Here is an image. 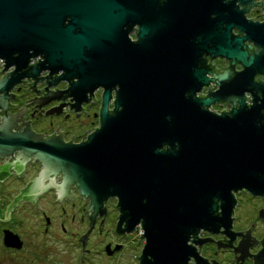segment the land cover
Instances as JSON below:
<instances>
[{"label": "water", "instance_id": "obj_1", "mask_svg": "<svg viewBox=\"0 0 264 264\" xmlns=\"http://www.w3.org/2000/svg\"><path fill=\"white\" fill-rule=\"evenodd\" d=\"M234 1L0 0V62H4L0 72L13 65L0 79V159L20 148L9 164L0 165V181L10 170L13 177L19 176L27 161L38 160L41 165L37 176L5 206L0 221L8 219V210L17 200L35 204V198L50 187L58 201L73 199L68 187L74 183L79 195L90 199L84 211L89 219L86 232L95 213L103 218L101 202L107 196L117 197L116 233L125 236L123 230L139 221L138 239L145 237V243L138 264H187L188 256L194 264H208L192 245L185 244L188 234L198 250L202 242L213 241L196 237L198 227L224 233L228 239L215 240V247H232L235 264H241L245 256L252 258V264H264L263 236L255 254L247 251L256 241L249 236L252 222L244 234L229 230L232 218L228 216L235 203L230 190L244 187L251 195L264 196V81L253 79L259 74L264 78V20L251 22L242 15L251 6H259L264 13V0H237L236 5ZM231 27L236 34L230 33ZM132 29L135 41L126 37ZM253 46L259 51H253ZM37 54L41 61L34 59ZM215 55L228 60L221 72L213 69ZM206 58H213L212 63L205 64ZM234 63L242 69L234 71ZM43 69L48 73L35 78ZM204 72L213 77L207 78ZM28 76L32 82L25 83ZM74 77L77 80L72 81ZM42 78L47 86L64 79L66 89H35V81ZM18 81L39 94L28 99L35 102L33 111L59 99L44 115L63 113L61 106L68 103L61 100L67 95L72 96L69 101L73 99L69 108L84 113L79 102L95 101L91 90L102 86L99 128L79 144H70L73 136L62 143L58 126L42 139L41 133L29 131V120L23 122L21 117L28 103L14 114L5 112L6 105L16 106L7 99L17 95L6 90ZM208 81L218 88L209 92L208 86L205 95L195 97L194 91ZM114 84L113 109L107 111ZM243 91L249 92L250 105L243 101ZM222 101L226 106L232 103L230 111L216 115L206 110L209 102ZM23 124L21 132L9 130ZM57 172L60 182L54 183ZM218 226L224 230L218 231ZM86 232L77 240L81 251L87 252L83 250ZM234 234L241 236L235 247L231 245Z\"/></svg>", "mask_w": 264, "mask_h": 264}, {"label": "flooded vegetation", "instance_id": "obj_2", "mask_svg": "<svg viewBox=\"0 0 264 264\" xmlns=\"http://www.w3.org/2000/svg\"><path fill=\"white\" fill-rule=\"evenodd\" d=\"M263 3V0H254V2ZM237 0L234 1L236 5ZM258 5V3H256ZM240 4L237 5V9H240ZM245 19H250L251 22H262L264 20V13L259 6H251L247 9V12L242 13ZM63 23H66V20H63ZM132 28L137 30V25L133 24ZM134 29L127 31L126 37L129 41H135L136 36ZM231 34H236L237 30L233 27L230 28ZM243 33H241L242 35ZM244 44H249L252 46L250 41L244 40ZM253 51H259V48L252 47ZM249 52V51H248ZM203 57V54H201ZM207 57V55H204ZM33 57H29L28 60L32 64ZM34 59L42 60L37 54ZM214 59H217L213 65V69L222 71L223 66L226 67L228 60L226 57L221 56V59H218V55L214 56ZM213 58L208 61V58L205 59V64L212 63ZM4 62H0V70L3 67ZM239 63H234L233 70L239 71ZM13 70V65H9L6 69L0 72L1 77L9 71ZM48 73V69H43L38 71V75L35 78L40 76H45ZM57 75L61 73V69L56 71ZM204 76L207 78H212L213 76L204 72ZM9 75H6L8 78ZM26 76L20 78L21 81H24ZM29 81L25 83L32 82L30 76L27 77ZM253 79H258L259 81H264V78L259 75H254ZM45 78H42L41 81H35V89H41L47 86V83L44 82ZM72 81L77 80L76 77L71 78ZM21 81H18L12 85L11 88L6 90V93H12L17 95V97H11L7 99V102L10 105H16L15 107H8L6 105L5 112L14 114L23 104L25 106L24 112L21 114L23 117V122L29 120L28 126L29 131L33 133H41V138L43 139L46 136L51 135L55 128L58 126V131H63L61 133V141L65 143L70 140V137L73 136L70 140V144H79L80 141L86 140V136L94 131V128H99V116L98 109L100 108L101 94L103 87L96 85L91 90L92 97L95 99L91 100H81L78 104L79 107L83 108L84 113L81 109L74 110L73 107L69 108L68 104L73 103V99L70 101L68 99L72 98L71 95H67L61 100L63 103H68L61 106L63 113H50L44 115L43 113L48 110L50 107H54L58 104L59 99H51L50 101L39 106V111L34 110L35 102L30 103V100L34 97H39L38 93L34 91L26 90L28 86H25V83L21 84ZM214 82H217V79H214ZM67 82L64 79L58 80L54 85H48L47 90H63L66 89ZM214 85L212 87V85ZM208 86L211 88L209 92H213L218 88L216 84L211 81H208L207 85H200L199 91H194V96L205 95V92L208 89ZM55 88V89H54ZM114 90H117V85L114 84V89L109 90V98L106 101V110L111 111L113 109L114 99ZM41 93H45L43 90ZM2 92L0 91V95ZM85 98H88V92H84ZM242 95L246 97L243 99L246 105H250L251 96L248 91H243ZM248 98V99H247ZM27 100V101H25ZM232 103L227 102V106L224 101L209 102L206 106V110L209 112H214L216 115H219L221 110L230 111ZM235 105H238L235 102ZM120 107H118L119 109ZM202 108L205 109V106L202 105ZM249 109V106H246ZM32 113L30 117L29 113ZM39 112V116L36 115ZM74 114H77L76 116ZM3 116V111L0 107V122ZM10 120V117H8ZM16 125L19 124V120L15 121ZM23 125H19L18 129L11 127L9 130L11 132H21ZM89 129V130H88ZM88 130L82 135L84 131ZM57 135V132L54 133V136ZM20 148L13 149L10 154L1 156L0 165L9 164L16 153ZM11 156V157H10ZM33 157L32 153H29L28 158ZM41 165L38 164V160H33L32 163L27 161L24 165L23 171L20 172L19 176L13 177V171L10 170V167L7 170H10L6 177H3L0 181V220L4 219L5 206L10 203V201L20 193V188H23L25 184L36 177L38 174ZM57 176V177H56ZM61 176L60 172H57V175H54V183H59L60 180L58 177ZM43 183H47V180H44ZM241 190V191H240ZM237 189L235 192L230 190L232 197L235 201L232 204L231 215H229L230 227L229 230L232 232L242 231L241 234H244L243 230L249 228L251 222L252 225L249 228V236H252L256 241L251 245L247 246L248 254H255L257 252L260 243L258 240L263 236L264 237V196L254 194L251 195L249 190H244V187ZM68 191L72 193L74 198L69 197L65 199L62 197L60 201L56 199L55 189L50 187L47 188L44 192L40 193V196L35 198V204H31L30 201L19 199L16 201V205L12 206L11 210H8V219L0 221V246L3 249L5 254H0V264H3L4 260H7L6 264H46V247L50 244H61L63 247H66L67 250L73 252L74 257L72 259L73 263L76 261V264H138V256L140 251L143 248L145 243V237L138 239V236L141 234V229L139 226V221H136L132 226V229L123 230V235L121 232L116 233L114 231L115 223L117 221V215L119 211L114 205L117 203L116 196H107L104 202H101V207H103L105 213H102L98 216L97 213L94 214L92 225L88 229V217L86 216L85 209L89 205V198L82 197L79 195L78 187L72 183L68 187ZM87 198V199H86ZM65 199V200H64ZM86 199V202L84 203ZM60 202V203H59ZM89 211H92L90 207ZM219 207L216 208V212H219ZM101 219V225H98ZM123 220L121 221L120 227H123ZM218 231L224 230L222 226H218ZM86 232V237L83 243V250L81 251V241L77 239L81 234ZM190 236V237H189ZM192 234H188L185 244H190L194 247V251L199 257L206 258L208 264H235L233 259L232 247L224 245L215 247V240L222 239L224 233L222 232H211L203 230L202 227H198V230L195 233L196 237L205 238L210 237L213 241L202 242L199 246L193 244L190 241ZM228 239L225 235L224 240ZM241 239V236L234 234V240H231V245L236 246L237 240ZM138 240V242H137ZM235 256L239 255V251L234 252ZM245 256L242 259L241 264H252V258ZM129 259V261H128ZM213 259L216 263H211ZM232 259V260H231ZM187 264H194L192 256H188L186 259Z\"/></svg>", "mask_w": 264, "mask_h": 264}, {"label": "rangeland", "instance_id": "obj_3", "mask_svg": "<svg viewBox=\"0 0 264 264\" xmlns=\"http://www.w3.org/2000/svg\"><path fill=\"white\" fill-rule=\"evenodd\" d=\"M46 264H76V261L73 263L72 259L74 257L73 252L63 247V245L59 244H50L46 247ZM0 254H5L3 249L0 246ZM129 261V259H128ZM7 260H4L3 264H6ZM129 264V263H128Z\"/></svg>", "mask_w": 264, "mask_h": 264}]
</instances>
